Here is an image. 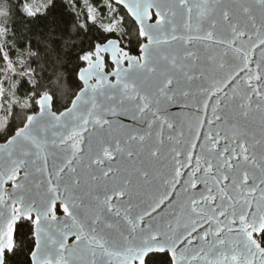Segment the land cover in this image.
I'll use <instances>...</instances> for the list:
<instances>
[{
	"label": "snow or ice",
	"instance_id": "6c2138e0",
	"mask_svg": "<svg viewBox=\"0 0 264 264\" xmlns=\"http://www.w3.org/2000/svg\"><path fill=\"white\" fill-rule=\"evenodd\" d=\"M63 2L40 75L0 23V264H264V0Z\"/></svg>",
	"mask_w": 264,
	"mask_h": 264
},
{
	"label": "trees",
	"instance_id": "16d2710c",
	"mask_svg": "<svg viewBox=\"0 0 264 264\" xmlns=\"http://www.w3.org/2000/svg\"><path fill=\"white\" fill-rule=\"evenodd\" d=\"M31 2L37 6L40 4L47 3L48 0H31ZM19 3V0H12L13 11L10 16H7L6 19L3 18L6 15L7 5L4 0H0V23L8 24L11 28V25L15 23L16 26V35L12 36L10 43L18 46L20 43H25L27 41H32V46L35 48L37 55L33 58L36 64V72L40 75L44 72L45 69V57L49 56V63L52 59L55 58L54 54H52L51 47L48 41L51 39V26H50V18L45 19V17H37L29 22L27 19L23 18L16 11L15 5ZM58 8L57 11L60 12L63 16L64 23L61 24V28L68 27L69 32L72 35H75L74 25L75 21H73V16L71 9L64 5L63 0H57ZM42 11V9H41ZM79 44V40L76 41ZM79 49H72L71 45H66L62 48L60 55L62 57V63H67L68 58L71 56H75L76 52ZM27 49L22 52H19L18 55L25 56L27 59ZM72 63H75L73 61ZM69 71H71L72 64H69ZM19 71V69H17ZM66 91V89H65ZM67 101V96L61 94V99L58 102V107H61L63 103Z\"/></svg>",
	"mask_w": 264,
	"mask_h": 264
}]
</instances>
